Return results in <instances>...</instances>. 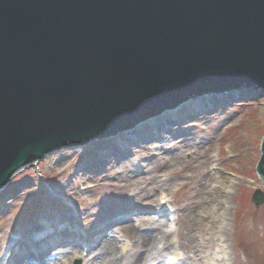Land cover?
<instances>
[{"label": "rangeland", "instance_id": "obj_1", "mask_svg": "<svg viewBox=\"0 0 264 264\" xmlns=\"http://www.w3.org/2000/svg\"><path fill=\"white\" fill-rule=\"evenodd\" d=\"M202 97L16 173L0 190V264H264V201L251 200L264 193V91ZM199 140L212 160L186 169L193 146L182 144Z\"/></svg>", "mask_w": 264, "mask_h": 264}, {"label": "water", "instance_id": "obj_2", "mask_svg": "<svg viewBox=\"0 0 264 264\" xmlns=\"http://www.w3.org/2000/svg\"><path fill=\"white\" fill-rule=\"evenodd\" d=\"M241 87L264 91V0H0V190L61 148Z\"/></svg>", "mask_w": 264, "mask_h": 264}, {"label": "bare ground", "instance_id": "obj_3", "mask_svg": "<svg viewBox=\"0 0 264 264\" xmlns=\"http://www.w3.org/2000/svg\"><path fill=\"white\" fill-rule=\"evenodd\" d=\"M208 93H213V92H208ZM207 94V93H206ZM206 94H203V95H201V96H196V97H194V98H192V99H189V100H187V101H185V103L183 104V103H180V104H183V105H185V104H187L189 101H192V100H196V99H200L202 96H205ZM202 98H204V97H202ZM207 99V98H206ZM198 101H196V103H197ZM202 102V101H201ZM180 104H178V106L180 105ZM186 106V105H185ZM193 107L195 108V107H197V105H193ZM173 108H175V107H171V109H168V110H163V111H160V112H158V114L157 115H159V114H163V113H165V112H168V111H172L173 110ZM174 111H176V110H174ZM175 113V112H174ZM156 115V116H157ZM152 117H154V116H149V117H147L146 119H144V120H142V121H140L139 123H137V124H135V125H133V126H129L128 127V129H131L132 130V128H134V127H136V126H138L139 124H141V123H143V122H145L146 120H148V119H150V118H152ZM125 130V129H124ZM122 131V130H121ZM130 131V130H129ZM119 132V131H118ZM117 132V133H118ZM115 135V134H114ZM113 136V135H112ZM110 137V136H109ZM101 139H103V138H101ZM183 140H185V138H181V142H183ZM180 141H178V142H180ZM193 144H192V143ZM187 143V142H186ZM182 144V145H190V146H193V150H192V154H193V156L189 159V155L187 156V158H188V163H187V165H186V169H189V168H191L192 167V169H196V168H198L201 164H204V163H208V162H210L212 159L209 157V156H207V152H206V150H200L199 148H198V146H202L203 145V141H201V140H199L198 142H194V141H190V142H188L187 144ZM178 146H181L180 144H178ZM55 152V151H54ZM53 153V152H52ZM51 154V153H50ZM50 154H48V155H50ZM205 175H206V177H205V180L202 182V181H198L197 182V185H196V188H198V192H199V194H203V191L206 189H208V187H209V183H208V181L210 180V178H211V174L207 171V172H205ZM198 175H191V176H189L191 179H193V178H196ZM195 188V189H196ZM215 188V187H214ZM194 189V188H193ZM209 191H212V188L209 190ZM194 194H195V192H193ZM200 201H206V197L204 198V196H201V198H200ZM201 204H202V202L200 203V202H198V200L197 199H195V200H193V201H191L190 203H189V206H188V209L189 210H191V209H193L192 210V215H193V217L195 218L197 215H201L202 217L204 216V214H202L201 212H200V210H196V208L197 207H200L201 206ZM44 219V220H43ZM46 215H41L40 216V221H46ZM99 222V221H98ZM93 226V225H92ZM92 226H90L91 228H92ZM55 229H60V227L59 226H57V227H55L54 228V230ZM53 230V231H54ZM48 233H49V231H47ZM148 236L147 235H144V237H142L143 239H146ZM37 239V238H36ZM48 243H50L49 241H48ZM46 244H47V241L46 242H44V243H42L41 245H38L37 247H35V253L36 254H38V255H36V256H34V259L35 260H40L42 257L39 255V253L40 252H43L42 250H43V248L46 246ZM20 245V244H19ZM185 245H187L189 248H191V246L189 245V244H186L185 243ZM213 245V242L211 241L210 242V246H212ZM138 246V249H137V252H140L141 250H143V249H145V247L142 245V246H140V245H137ZM171 246V244L170 243H167L166 244V247L167 248H169ZM204 246V245H203ZM20 249H21V246H20V248H19V253H20ZM33 250V249H32ZM25 252H27V249L24 251V253ZM33 251H30L29 252V254H31V255H33V253H32ZM19 253L17 254V255H19ZM140 262H137V263H135V264H145V263H142V258L141 259H138ZM25 263V262H24ZM113 264H117L116 262H114ZM154 264H162V263H160V262H156V263H154Z\"/></svg>", "mask_w": 264, "mask_h": 264}]
</instances>
